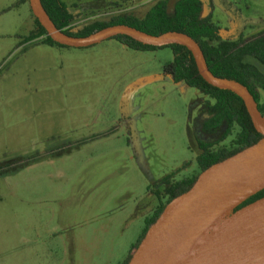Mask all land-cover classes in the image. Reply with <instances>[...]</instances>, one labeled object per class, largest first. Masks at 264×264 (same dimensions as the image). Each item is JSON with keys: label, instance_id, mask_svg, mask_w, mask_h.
<instances>
[{"label": "rangeland", "instance_id": "obj_1", "mask_svg": "<svg viewBox=\"0 0 264 264\" xmlns=\"http://www.w3.org/2000/svg\"><path fill=\"white\" fill-rule=\"evenodd\" d=\"M156 1L63 0L76 29L142 18ZM226 1L248 20L245 40L264 35V0ZM11 2L0 8V264H122L156 204L147 192L202 176L192 121L208 99L165 73L169 48L25 43L28 11ZM211 20L229 26L219 9Z\"/></svg>", "mask_w": 264, "mask_h": 264}, {"label": "water", "instance_id": "obj_2", "mask_svg": "<svg viewBox=\"0 0 264 264\" xmlns=\"http://www.w3.org/2000/svg\"><path fill=\"white\" fill-rule=\"evenodd\" d=\"M28 4L47 36L64 47L88 48L116 36L152 47H185L207 84L230 91L242 100L255 131L262 136L256 144L202 172L189 191L164 209L127 264H264V197L232 212L264 189V118L249 92L236 82L215 77L198 44L185 34L152 36L132 27L114 25L86 37H71L54 26L40 0H28Z\"/></svg>", "mask_w": 264, "mask_h": 264}, {"label": "trees", "instance_id": "obj_3", "mask_svg": "<svg viewBox=\"0 0 264 264\" xmlns=\"http://www.w3.org/2000/svg\"><path fill=\"white\" fill-rule=\"evenodd\" d=\"M93 1L101 6H109V1L115 0ZM116 1L124 3L130 0ZM40 3L54 26L71 37H86L114 25L132 27L152 36L178 32L191 37L200 47L208 70L217 78L227 79L243 86L253 98L258 111L264 118V104L260 103L259 96V91L264 92V76L254 66L242 61L243 57L249 56L256 59L264 67V37L259 36L245 40L240 44L222 40L218 35L217 26L204 19L200 0H177L171 9L169 8V0H158L142 18L123 13L114 15L107 21H93L78 29L73 27V14L69 12L63 0H40ZM116 5L114 4V6ZM33 18L35 28L24 39L25 43L39 39V43L42 45L64 47L54 43L37 19ZM111 39L135 51L169 48L172 52V60L166 64L164 71L170 76L172 82L175 84L183 83L208 98L205 102V108L211 119L201 126L202 129L210 127L213 130L202 131L218 132L220 140H222V136L224 139L231 135L233 124L239 126L240 130L236 132L233 141L235 148L232 150L221 148L214 151L212 150L213 143H205L199 139L198 145L202 153L197 157L196 163L200 173L261 140L262 136L255 131L242 100L230 91L220 90L207 84L198 74L193 57L185 47L179 45L146 46L126 36H116ZM220 127H222L221 130H219ZM5 172L1 170L0 175ZM162 180H164V189L161 194L166 198V202L159 205L152 217L145 219L141 236L132 249L139 245L147 230L164 211L166 204L190 190L197 180V175L177 182H169L167 177ZM156 196L159 199V193ZM263 197L264 189L248 197L232 212ZM130 258L131 254L126 257L122 264H127Z\"/></svg>", "mask_w": 264, "mask_h": 264}, {"label": "flooded vegetation", "instance_id": "obj_4", "mask_svg": "<svg viewBox=\"0 0 264 264\" xmlns=\"http://www.w3.org/2000/svg\"><path fill=\"white\" fill-rule=\"evenodd\" d=\"M130 1H134V0H130ZM200 1L202 2V12H203L204 19H206L210 24H213V25L217 26L218 35H219V37L222 40H224V41L228 40L230 42H235V43H238V44H240L242 41H245L244 32H245V27H246V21H248V20L247 19H243V17L240 14V12L237 11L233 7V5L231 3L227 2L226 0H200ZM173 5H172V7H173ZM217 9H219L224 15H227L228 25L229 26H225L226 24L224 26L223 25L221 26L218 23L212 22V20H211L212 13H214V11L217 10ZM259 36L264 37L263 34L255 35L254 37L252 36L249 39H246V41L254 39V38L259 37ZM245 59L253 60L255 63H257L264 70V67L256 59H254L252 57H249V56H245V57H243L242 61L244 62ZM244 63H247V62H244ZM248 64H250V63H248ZM250 65L254 66L264 76V73L259 69V67H257L254 64H250ZM205 102L200 104L199 113L195 116V118L192 121L193 126H194L192 128L193 129L192 131H193V135H194V138H195V142H196L197 148L199 150V154L196 156V159L202 153V150L200 149V147L198 145L199 139H201L205 143H213L214 146L212 147V150H214V151H217L218 149H221V148L222 149H227V150H232V149L235 148V145H234L233 141H234V136L236 135V133L233 134V131L234 130H237V131L240 130V128H239V126L237 124H233L231 135L226 137V138H224V139H223V136H222V140H220V136L218 135V132H213V131L204 132V131H202V130H213L210 127L206 128V129H202V126H201L203 123H206V122H208L211 119V117L207 115V110L205 108ZM196 103H198V101H196L195 104L190 109L195 108L196 107L195 106ZM222 127H223V125H222ZM222 127H220L219 130H221ZM231 136L233 137L232 140H231L232 142L230 143L231 146H229V147H226V146L225 147H220V148H217V149L214 148L215 146H217L221 142H224L227 138H229ZM196 159H195V164L197 166ZM197 169H198V167H197ZM198 171H199V169H198ZM190 177H192V176H190ZM190 177H184L182 179H186V178H190ZM182 179H180V180H182ZM180 180H178V181H180ZM168 181H169V179H168ZM161 182H162L161 184H162V187H163L161 191L163 192V189H164V183L163 182H164V180H161ZM174 182H177V181H174ZM146 192H147V187H146ZM162 192H160V191H156L154 193L147 192L149 197H152L155 200L156 204H155L154 208L152 209L151 213H150V210H151L150 208L152 206L147 209V210H149V212L146 215L145 219L152 217V215L155 213V211L157 210L159 205L160 204H164V199H166V198L163 197V195L161 194ZM158 193L160 195L159 199L156 196V194H158ZM145 219H144V221H145Z\"/></svg>", "mask_w": 264, "mask_h": 264}, {"label": "crops", "instance_id": "obj_5", "mask_svg": "<svg viewBox=\"0 0 264 264\" xmlns=\"http://www.w3.org/2000/svg\"><path fill=\"white\" fill-rule=\"evenodd\" d=\"M11 1H14V0H0V8L4 6L5 2H8V4H9L8 6H13L14 4ZM18 5L22 9H25V7H26V10L28 11L27 14H26L28 16V24H29L27 35H26V37H27L35 28L34 18H33L34 16L32 15V13L30 11L28 0H21L20 4H18Z\"/></svg>", "mask_w": 264, "mask_h": 264}]
</instances>
